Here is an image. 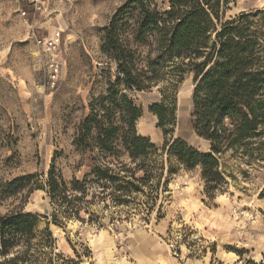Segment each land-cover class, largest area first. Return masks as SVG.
<instances>
[{
	"label": "rangeland",
	"instance_id": "374dc122",
	"mask_svg": "<svg viewBox=\"0 0 264 264\" xmlns=\"http://www.w3.org/2000/svg\"><path fill=\"white\" fill-rule=\"evenodd\" d=\"M125 1L0 0V216L21 210L38 217L36 264H264V161L221 155L225 183L212 198L199 168L167 178L165 137L148 110L161 100L158 87L128 95L142 111L137 134L157 146L156 160L164 163L161 179L114 202L110 185L92 175L99 157L75 147L91 96L104 90L107 71L114 78L101 44ZM250 12L254 21L264 18V0H221V22ZM57 32L58 49L43 51L37 41ZM194 79L185 71L172 80L176 112L168 139L207 152L192 125ZM51 167L68 188L80 182L85 194L69 191L68 202H52L45 189ZM26 176L32 178L21 188L7 186ZM45 229L50 236L41 234Z\"/></svg>",
	"mask_w": 264,
	"mask_h": 264
},
{
	"label": "trees",
	"instance_id": "16d2710c",
	"mask_svg": "<svg viewBox=\"0 0 264 264\" xmlns=\"http://www.w3.org/2000/svg\"><path fill=\"white\" fill-rule=\"evenodd\" d=\"M157 1L126 0L103 30L101 52L115 64L114 78L107 71L105 88L91 96L73 141L81 153L99 157L92 175L110 185L114 202L161 179L165 170L156 160L157 146L137 134L142 111L128 95L133 90L158 87L161 100L148 110L165 137L167 178L179 169L199 168L204 192L212 198L225 183L221 155L264 161V18L254 21L250 12L221 22V0H165L168 7L162 10ZM185 71L195 73L192 125L209 143L207 152L180 138L168 139L176 112L172 80ZM121 156L129 162H121ZM138 171L143 175L136 178ZM31 178H16L7 186L21 188ZM70 185L50 168L45 189L52 202L67 201L69 191L85 194L77 180ZM38 223L36 215L21 210L0 216V264H36L32 241ZM41 234L50 236L48 229Z\"/></svg>",
	"mask_w": 264,
	"mask_h": 264
},
{
	"label": "built area",
	"instance_id": "2783aa9c",
	"mask_svg": "<svg viewBox=\"0 0 264 264\" xmlns=\"http://www.w3.org/2000/svg\"><path fill=\"white\" fill-rule=\"evenodd\" d=\"M37 44L47 53L55 52L60 45V33L57 32L49 38H41L37 41ZM54 72L56 73L57 70L55 69Z\"/></svg>",
	"mask_w": 264,
	"mask_h": 264
},
{
	"label": "bare ground",
	"instance_id": "6f19581e",
	"mask_svg": "<svg viewBox=\"0 0 264 264\" xmlns=\"http://www.w3.org/2000/svg\"><path fill=\"white\" fill-rule=\"evenodd\" d=\"M161 263H163V262H161Z\"/></svg>",
	"mask_w": 264,
	"mask_h": 264
}]
</instances>
